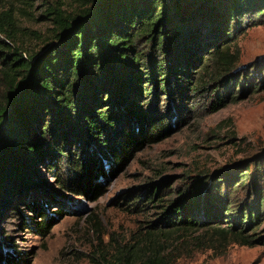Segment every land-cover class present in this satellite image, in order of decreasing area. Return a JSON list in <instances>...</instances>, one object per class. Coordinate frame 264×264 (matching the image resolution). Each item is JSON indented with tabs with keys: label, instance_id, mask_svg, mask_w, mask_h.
Here are the masks:
<instances>
[{
	"label": "trees",
	"instance_id": "obj_1",
	"mask_svg": "<svg viewBox=\"0 0 264 264\" xmlns=\"http://www.w3.org/2000/svg\"><path fill=\"white\" fill-rule=\"evenodd\" d=\"M77 1L71 10L59 3L47 9L52 31L38 50L18 38L12 8L0 11V217L7 194L36 185L45 156L69 157L74 178L90 177L103 156L123 159L140 139L135 127L151 120L146 103L156 106L162 91L176 99L177 90H189L194 72L191 89L213 81L231 88L229 96L245 78L235 70L239 53L231 52V42L244 25L264 23V0ZM196 63L200 69L191 71ZM210 63L214 74L205 77ZM161 122L154 119L143 135L154 137ZM156 187L159 194L163 183L149 185V199ZM176 192L161 213L164 224L185 232L204 228L197 239L212 230L229 242L264 243V155L189 174ZM35 225L46 230L49 221ZM130 251L104 264H171L155 251Z\"/></svg>",
	"mask_w": 264,
	"mask_h": 264
},
{
	"label": "rangeland",
	"instance_id": "obj_2",
	"mask_svg": "<svg viewBox=\"0 0 264 264\" xmlns=\"http://www.w3.org/2000/svg\"><path fill=\"white\" fill-rule=\"evenodd\" d=\"M77 2L0 0V11L12 8L20 27L18 38L29 50H38L52 31L47 9L59 3L71 10ZM211 41V46L217 44ZM231 43V52L239 53L235 70L245 78L244 84H234L229 96L225 95L231 88L213 81L204 89H191L198 76L194 72L189 90H177L176 99L165 91L156 106L143 99L151 120L135 127L140 139L123 159L103 156L102 167L94 162L90 177L75 178L69 174V157L40 160L36 185L6 195L9 203L0 217V263L104 264L118 261L122 253L128 258L134 250L155 251L171 264H264L262 242H229L212 230L197 239L204 228L176 230L161 218L187 175L251 163L264 155V23L244 25ZM200 67L196 63L191 71ZM214 69L210 63L204 76L214 74ZM4 86L0 72V92ZM182 86L183 82L177 88ZM234 94L237 98L231 97ZM154 119L162 121L161 131H154V137L143 135L151 131ZM134 121L122 123L127 128ZM70 152L73 157L76 149L70 147ZM154 182L163 187L159 194L156 187L155 198L149 199L145 190ZM43 218L49 221L46 230L35 225ZM259 231L264 234V220Z\"/></svg>",
	"mask_w": 264,
	"mask_h": 264
}]
</instances>
